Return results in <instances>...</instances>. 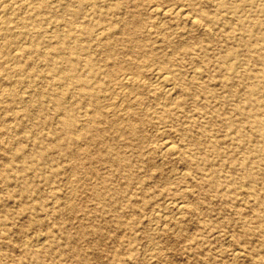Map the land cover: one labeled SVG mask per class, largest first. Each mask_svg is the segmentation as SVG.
I'll return each instance as SVG.
<instances>
[{
	"label": "rangeland",
	"instance_id": "1",
	"mask_svg": "<svg viewBox=\"0 0 264 264\" xmlns=\"http://www.w3.org/2000/svg\"><path fill=\"white\" fill-rule=\"evenodd\" d=\"M29 1L36 7L42 0ZM185 1L86 0L78 7L77 0H50L53 14L26 15L48 32L45 41L67 33L70 19L88 26L89 35L70 42L94 62L97 76L79 71L91 86L118 74V66L138 71L145 53L154 67L175 71L177 92L172 103L141 93L129 122L99 119L120 99L90 89L96 108L57 74L51 86L41 83L39 76L55 74L28 54L31 35L24 36L21 105L0 103V129L7 130L0 167L15 140L23 156L13 163L21 166V181L0 178V264H264V0H198L190 8L202 15L196 28L148 20L149 5ZM61 6L76 11L74 17ZM48 50L42 42L40 51ZM9 58L1 57L0 74L14 79ZM49 87L67 91L76 125L96 119L93 132L70 143L55 140L61 117L46 98ZM163 139L174 144V155H162ZM176 200L185 206L179 213L171 209Z\"/></svg>",
	"mask_w": 264,
	"mask_h": 264
},
{
	"label": "bare ground",
	"instance_id": "2",
	"mask_svg": "<svg viewBox=\"0 0 264 264\" xmlns=\"http://www.w3.org/2000/svg\"><path fill=\"white\" fill-rule=\"evenodd\" d=\"M196 1L198 0H186L185 2H187V5L180 4V3L169 4V2L163 5H157V4L149 5L148 11H147L148 20H151V21L159 20L158 22L163 21L165 24L166 21H164V19H173L176 22H188L192 27L196 28V26L198 25L197 18L199 19V17L200 18L202 17L201 13L200 15L199 13L198 15L197 14L193 15L190 12V8H192L193 4ZM77 3H78V7H81L84 4H86V0H77ZM69 8H70L69 6H61L62 11L69 13L71 14L72 17H74L76 11L71 12ZM31 9H36L39 15L41 12H44L46 14H53L55 11L52 7V3L50 2V0L40 1L36 7H33L32 1H29V0H0V56L6 59V58H9V56L11 55V57L8 59V62L12 63V66H10V68L12 67L11 72L15 77L14 79H10L7 77L8 75L0 74V83L2 82V85L5 88L8 87L7 89H2L0 87L1 88L0 89V103L4 104L5 103L4 101L9 100L10 103L13 105H17V104L21 105L22 100H21V97H19L20 95L18 94L19 92L17 91L18 90L17 87L20 85L18 75L21 73V67H20L21 43L25 38L24 36H28V35H31L30 40H31V45H32L31 46L32 48L29 50L30 53L28 51V54L30 55L32 54L38 60H41L43 63L46 64V67H48V69H50L55 74L50 78H48L45 75L39 76L38 79L41 83L45 82V83H48L49 86H51L52 80L54 79V77H56V74H57L58 80L62 83H65V85L78 86L80 96L88 103L95 105L96 108H98V98H94L91 96V94L89 93L90 89L96 88L98 92H103L104 96L106 98L108 96L110 100L118 99V98L120 99L119 100L120 103L117 106H114L115 107V109H113L114 111L111 108L112 105H108L106 107V112H103V113L101 112V114L99 113V116H98L99 119L101 117L102 118L105 117L106 119L116 118L117 123L121 122V120H123V122L124 121L129 122L135 119L136 113L134 112L137 110L138 107L141 106V103L138 100V97L141 95V93H145L147 95H153L155 96V98L163 99L171 103L175 100V95L177 92V87H176L177 85L175 84V79H176L175 71L174 72L173 70L170 71V69L168 68H166L168 70H165V69L160 70L154 67L155 61L151 60V58L145 53L141 54V59H144V62L141 65L137 64L138 71L132 72V71L126 70V68L118 66L115 70V72H118V74L116 73L114 74V72H111V76L110 75L108 76L106 73V76H105L106 80L103 83L96 84V86L98 85L97 87L91 86L89 78H85L84 76H82L79 73V71L85 70L88 73V75L92 77L97 76L98 72L94 67V62L92 59L87 58L86 56L82 57L81 53H84L86 49L83 46L79 45L78 43H74L76 42V40H78V37L82 35H85V36L89 35L88 32L86 31L88 26L78 24L74 19H70L65 22V26L69 28L67 33L63 35L59 33H55L54 35L50 37V39L48 38V40L46 39L47 41H45V37H47L48 32L45 29H42L40 27L36 19H33V17L26 16ZM157 24L159 25V23ZM261 26H264V24H261ZM28 27H32V30H33L32 33H29L27 31ZM163 31H165V29ZM127 36L131 42L136 41V39L133 38L131 34ZM70 40H73L74 42L72 43L70 42ZM262 40L264 41V36H262ZM42 42L47 43V46L49 48L48 52L40 51V45ZM28 44L29 42L27 43V45ZM108 47H109L108 44H105V46H103V48H107V49ZM134 48L135 47H131L130 49H128L129 52L135 53ZM9 49H12V50H9ZM134 62H135V59L134 61H132V63ZM61 64L64 65V69H61L58 67V65H61ZM0 66H1V63H0ZM196 71L197 70H194L193 72L194 79L200 78V74L198 73V71L197 72ZM103 85H105L104 88H103ZM27 91L29 92L30 90H27ZM33 93L34 92L32 91L29 92V95L30 97H32V100H33V96H32ZM45 95H46V98H48L49 101L53 104L54 112L61 117L60 118V130L59 132L56 133V134H59V136L56 137L55 140L61 141L62 138L64 137L65 140H67L70 143L75 140V137L82 139L81 138L82 135L79 134L81 132H84V134L86 135L88 133L93 132L91 131L92 129L91 125L96 122V119L94 118L86 120L85 122L81 123L79 126L76 125L77 124L76 117L73 115L72 109L70 108V105H68L69 103H68V100L66 99L67 91L62 92V93H56L51 87H49L46 90ZM113 102L114 101L112 100V103ZM8 111L13 113L12 114L13 120L17 121L18 117L17 115L14 114L15 112L14 107L11 106V108ZM4 122L6 121L4 120L3 123ZM116 122H114L113 124H117ZM17 128L19 129L18 125H17ZM95 132L97 131L95 130ZM6 134H7L6 129L4 128L2 130L0 129V137L5 136ZM165 139L160 141V144H159L160 148L159 147L158 148L160 149L162 155L164 156L174 155L176 153L174 144L172 142H169L170 139L169 140H165ZM14 142H15L14 143L15 148L13 149V152L10 154L9 159L2 161L3 163L0 167V178L5 182L10 181L11 179L21 181V166L20 168H16V166H13V163L15 162L21 163V159H23V156L21 154V145H20L21 140L20 139L15 140ZM55 145L59 149L63 147V145L60 144V142H58V144L55 143ZM43 157H45V154L41 153L38 155V159H42ZM113 163L115 165H118L120 161L113 160ZM175 171H177V169ZM10 172L13 173L11 177H9L8 175V173ZM18 187H19V192L21 193L20 183ZM179 200L172 201L170 203L171 209L174 212L176 211L177 213L185 209L184 204L182 203V201H179ZM179 215H182V214H179ZM7 217H9V214L5 215V218ZM167 217L169 216L167 215ZM0 233L2 234V232ZM18 233H21V227L18 228ZM41 239H37L36 237L35 244L38 243L37 245H39V240ZM23 241H26V240H23ZM220 245H223V244H220Z\"/></svg>",
	"mask_w": 264,
	"mask_h": 264
}]
</instances>
